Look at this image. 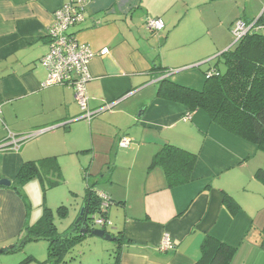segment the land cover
Here are the masks:
<instances>
[{
	"label": "crops",
	"instance_id": "1",
	"mask_svg": "<svg viewBox=\"0 0 264 264\" xmlns=\"http://www.w3.org/2000/svg\"><path fill=\"white\" fill-rule=\"evenodd\" d=\"M64 1L0 0V143L11 134H38L19 149H0V179L12 182L0 186V264H19L26 254L11 253L30 242L28 195L13 188L24 164H37L43 174L28 182L40 179L44 189L68 183L78 194L76 173L83 161L90 168L100 161V172L106 166L96 190L112 200L108 218L116 222L113 234L122 237L118 264H195L207 235L236 248L231 264H264V183L256 177L264 151L213 122L207 111L159 94L163 78L201 90L214 66L192 67L229 49V39L193 44L204 30L212 36L215 25L198 28L189 0H89L85 20L69 31L95 52L109 49L89 63V107L116 104L91 120H76L81 109L73 88L42 86L47 31ZM154 18L163 21L159 31L146 25ZM220 24L228 35L225 20ZM174 69L184 72L172 77ZM124 136L132 140L128 148L119 146ZM169 144L197 154L183 185L169 186L164 168L151 167ZM65 165L76 171L72 179ZM89 175L85 168L84 179ZM46 179L56 184L47 186ZM166 234L174 247L162 248Z\"/></svg>",
	"mask_w": 264,
	"mask_h": 264
},
{
	"label": "trees",
	"instance_id": "2",
	"mask_svg": "<svg viewBox=\"0 0 264 264\" xmlns=\"http://www.w3.org/2000/svg\"><path fill=\"white\" fill-rule=\"evenodd\" d=\"M247 24L256 22L254 27L238 42L234 48L221 53L226 71L221 73L216 67L206 73V81L201 90L177 84L169 78L161 80L159 94L186 104L191 110L203 109L213 122L227 131L257 144L264 151V16L255 20L241 19ZM210 74V75H209ZM197 160V154L175 145H166L156 153L151 167L161 165L166 173L169 186L183 185L190 181ZM36 176H43L40 167L27 162L20 169L13 188H21ZM256 177L264 183V167L256 172ZM56 181H51L50 186ZM226 202L231 203L227 196ZM84 215L92 223L102 216L101 199L97 190L87 186ZM58 216L69 215L67 206L58 208ZM97 216H94L96 215ZM106 217L108 215L104 214ZM74 223L71 232H59L55 223L54 211L45 208L35 223L28 225L27 239L47 240L49 242L48 259L41 264H65L68 254L82 243L86 234L79 233ZM261 246L264 249V226L261 231ZM119 241L122 237L119 236ZM236 248L207 235L202 244V255L195 264H231ZM120 250L117 249L115 264L119 263ZM33 256L26 257L19 264L35 261Z\"/></svg>",
	"mask_w": 264,
	"mask_h": 264
},
{
	"label": "rangeland",
	"instance_id": "3",
	"mask_svg": "<svg viewBox=\"0 0 264 264\" xmlns=\"http://www.w3.org/2000/svg\"><path fill=\"white\" fill-rule=\"evenodd\" d=\"M192 6H189L190 17L200 26L203 23H210L215 25L212 30V36L207 35L204 30V35L200 34L198 40L195 41V45L200 43H210L214 44V40L217 39L219 44L227 43L229 39L230 48L236 46V34L235 26L236 23L241 19L255 20L260 16H264V0H189ZM224 19L226 22L227 29H225L228 35L223 32V27H221V20ZM233 20V24L231 21ZM229 21V22H228ZM231 24V30L229 26ZM205 28V27H204ZM218 33V35H217ZM261 33L264 35V27L261 29ZM217 35V36H216ZM217 37V38H216ZM228 37V38H227ZM192 43L189 45L191 46ZM225 50H220L216 56L208 58L198 62L194 69H200L202 71L207 70L208 68L214 66L221 73L226 71V66L223 62L221 53ZM190 69L184 70L189 71ZM176 71V72H175ZM183 70L177 71L176 69L172 70V77L177 76L179 73L184 72ZM103 155V153H99ZM88 161L87 159H82ZM80 163V162H79ZM84 165L81 168V173H76V171L66 166L68 175H71V179L77 175V184L74 189L78 190V194H73L68 183H62L55 187H46L45 189L41 186L40 179H34L31 182L27 183L26 189L21 186L22 191L25 195H28V203L31 210V221L32 224L38 221V219L43 214L45 208H49L54 211L55 214V223L59 232H71L72 226L79 218L80 212L85 204L86 196V186L88 183L93 187V189H101L104 183L105 178L103 175H107L106 166L103 165V171L101 170V162H95L92 167H89V163L83 161ZM81 164V163H80ZM79 164V166H80ZM264 167V165H263ZM85 168L89 171L88 180L84 179ZM51 179L53 178L50 177ZM51 179L44 180V184L50 186ZM53 181V180H52ZM97 181V182H96ZM33 182V183H32ZM99 182V184H98ZM101 184V186H100ZM83 188H81V187ZM27 192V193H26ZM31 203V204H30ZM60 206H67L69 208V215L66 218H60L58 216V208ZM115 212V211H114ZM115 214V213H114ZM94 216H97L94 215ZM115 219L112 218V225L107 228L109 232H116ZM95 227L99 226L95 224ZM118 247L117 241H109L101 238H97L91 235H87L81 244L77 245L67 256V262L65 264H115V255ZM48 248L49 242L47 240H37L30 241L23 246H19L16 250L11 253L12 256H24L23 260L28 256H34L38 259L37 262H29L28 264H41L48 259ZM36 255V256H35ZM22 260V261H23Z\"/></svg>",
	"mask_w": 264,
	"mask_h": 264
},
{
	"label": "built area",
	"instance_id": "4",
	"mask_svg": "<svg viewBox=\"0 0 264 264\" xmlns=\"http://www.w3.org/2000/svg\"><path fill=\"white\" fill-rule=\"evenodd\" d=\"M88 2L89 0H65L61 7L56 10L54 23L47 31L49 51L41 59L43 66L47 70V77L42 83L43 87L64 85L73 88L75 98L81 109V114L76 120H91L100 113L111 110L116 104L110 102L98 109L89 107L87 84L92 79L89 63L97 55H106L109 49L103 48L99 52H95L89 46L80 43L76 34L69 31L70 28L85 20ZM255 23L254 21L247 24L245 21L239 20L235 26L236 42L240 41L254 27ZM146 25L152 31H159L164 27L161 18L148 19ZM190 118L191 116L188 114L185 120ZM36 135L38 134H28L17 138L11 134L8 141L0 143V149H19L23 142ZM131 141L130 137L124 136L120 139L119 146L128 148ZM97 195L101 199V213L103 214L95 218V223L107 229L112 222L104 214L108 215L112 200L104 192L97 191ZM172 247H174L173 242L169 234H166L162 248L168 249Z\"/></svg>",
	"mask_w": 264,
	"mask_h": 264
},
{
	"label": "water",
	"instance_id": "5",
	"mask_svg": "<svg viewBox=\"0 0 264 264\" xmlns=\"http://www.w3.org/2000/svg\"><path fill=\"white\" fill-rule=\"evenodd\" d=\"M11 180L7 178L0 179V186H11ZM95 222V219L93 217ZM76 227L79 226V233L91 235L97 238L109 240V241H118L120 238L115 236V234L109 232L106 228L103 227H95L96 223H92V220L88 218V216L84 215V208H82L79 218L75 222Z\"/></svg>",
	"mask_w": 264,
	"mask_h": 264
}]
</instances>
